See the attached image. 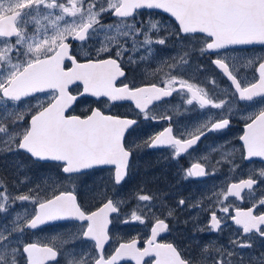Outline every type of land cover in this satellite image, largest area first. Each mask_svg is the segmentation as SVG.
<instances>
[{
    "label": "snow or ice",
    "instance_id": "1",
    "mask_svg": "<svg viewBox=\"0 0 264 264\" xmlns=\"http://www.w3.org/2000/svg\"><path fill=\"white\" fill-rule=\"evenodd\" d=\"M161 14L171 18V28L155 18ZM105 15L114 22L105 23ZM169 40L183 54L159 61V82L138 84L135 70ZM256 45L264 46V0H0V157L17 168L11 189L0 179V264H264V168L200 199L146 191L145 184L122 195L136 154L145 149L169 150L165 159L176 163L178 184L215 175V165L235 172L241 164L226 144L211 147L222 153L214 165L208 154L187 167L180 160L192 157L210 133H224L236 116L244 124L240 161H264V55H230ZM192 57H208L231 91L210 95L184 79ZM237 61L254 74L242 76ZM174 93L202 112L216 111L194 131L174 128L172 115L154 113ZM82 102L89 106L74 114ZM118 102H130L135 115L105 111ZM241 103L257 110L243 115ZM162 120L169 122L162 131L129 142L141 122ZM27 164L50 165L54 187H32L23 175ZM104 170L111 190L105 186L94 210L63 187ZM245 200L251 206L240 207ZM26 204L33 207L21 215L17 206ZM61 221L75 222V231L47 242L27 238ZM180 224L187 244L162 239ZM131 225L148 229L142 243L139 235L113 232ZM226 231V244L207 239Z\"/></svg>",
    "mask_w": 264,
    "mask_h": 264
},
{
    "label": "flooded vegetation",
    "instance_id": "2",
    "mask_svg": "<svg viewBox=\"0 0 264 264\" xmlns=\"http://www.w3.org/2000/svg\"><path fill=\"white\" fill-rule=\"evenodd\" d=\"M156 19L163 20L169 28H171L173 21L167 14H161ZM105 23H113L114 18L108 15L103 17ZM157 56L155 60L150 61L145 65H141L135 70V80L138 84L147 83L150 81L159 82L164 78V74L161 72H156L155 70L159 67V61L163 58L182 55L183 53L178 46H175L173 40H169L166 46H156ZM232 56H262L264 55V46L256 45L249 46L244 50H238L235 53H231ZM241 61H237V67L242 76H252L254 74L253 68L241 67ZM203 65L204 70L198 71V66ZM167 69H165V72ZM133 73L130 71L129 76ZM183 78L188 80L189 83H193L198 87L204 88L209 92V94L222 93L223 90L231 91L230 83L224 78L219 71L209 63L208 57H192V63L183 72ZM215 78L217 84H212L211 80ZM178 87V86H177ZM89 101L91 99H88ZM87 105V106H86ZM89 106L87 102L79 103L74 114H81ZM91 106L95 107V104ZM239 107L244 110L243 115H247L248 112L256 111L257 105L247 106L243 103ZM246 109V110H245ZM105 111H110L112 114L116 115H129L134 116L133 106L130 102H118L115 107L105 108ZM215 112L214 109H205L203 112L199 110L197 104L191 106L186 104L185 94H173V97L165 98L164 101L160 102L154 109V113L158 115H172L173 116V126L174 128H184L187 127L188 131H194L193 125L198 124L202 121L205 115L209 112ZM168 121H160L159 123L141 122L137 127L136 133L128 137L129 142L133 140H141L150 135H153L159 131H162L168 126ZM243 120L236 116L233 118L231 127L227 129L224 133H210L206 139H204L198 146V151L193 154L192 157L181 158L180 164L187 167L190 162H197V160L204 156L209 155V161L214 165L215 160L220 159L222 153H211L210 149L214 144H226V151H231L233 148L236 150L233 153V157L237 163L241 164V167L236 169L235 172H230L228 166L215 165L219 170L215 175H209L208 177L200 181H181L179 184L177 181L179 177L177 176V165L171 159H165L169 156V150L167 148H157V149H145L144 151L137 153L136 158L133 161L134 174L127 186V191L122 193L126 195L127 192H131L139 184H145V190L155 191L161 189L168 191L171 196L179 199L180 196L190 197L192 199H200L202 197L211 196L213 192H220L222 187H226L227 184L236 182L240 178H247V174L251 169L264 168V161L260 158H254L252 163L246 161H240V142L239 136L242 135L243 130ZM36 169L34 172L26 170L27 174L36 180H41L42 177H54L55 170L51 168L50 165L40 166L35 165ZM108 173V172H107ZM89 176L81 177L84 179V183H80L81 188L75 189L78 193V200L82 202L86 207L92 208L93 210L98 205L101 195L105 191L104 188H91L89 185ZM108 190H111L108 185H106ZM72 190L70 188H66ZM51 195V191L48 192ZM231 199V198H230ZM239 203L240 207L251 206L248 200ZM184 218V217H182ZM185 225L180 224L177 226V230L171 234H163L162 239L167 242H176L178 244H187L188 233L185 232ZM190 227V226H189ZM75 222H56L47 226L44 231L37 230L34 234L29 232L27 238L30 240H41L47 242L52 237H62L69 231H75ZM148 229L141 225H131V226H117L113 228V232L124 236L125 234L135 236L139 235L141 243L145 238ZM209 240H217L218 243H227L228 233L227 231L220 237H216L214 234L207 237ZM87 247V245H77V248ZM107 247V246H106ZM63 264V261L61 262ZM123 264H135L134 261H125Z\"/></svg>",
    "mask_w": 264,
    "mask_h": 264
},
{
    "label": "rangeland",
    "instance_id": "3",
    "mask_svg": "<svg viewBox=\"0 0 264 264\" xmlns=\"http://www.w3.org/2000/svg\"><path fill=\"white\" fill-rule=\"evenodd\" d=\"M87 106V105H86ZM4 157H0V179H4L5 181H7L9 188L11 189V185L13 180L16 178L17 176V168L14 167V163L12 159H9L7 163L4 162ZM30 169L31 172H34L36 169V166H33L31 164H27L25 166V170L23 175H28L26 170ZM31 178V186L35 187L36 184H40L41 185V189L44 188H49L51 189L52 187H54V183L57 182V178L54 177H50L47 180H45L44 178L46 177H42L41 180H36L34 178H32L30 175H28ZM107 178V180L109 181V173H105V174H92L91 176H89V180L92 181L89 183L91 188H104L107 184V181L104 180V178ZM110 183V181H109ZM99 184H101L99 186ZM63 187L64 188H70V189H75L76 186L73 184L68 183L67 181H64L63 183ZM23 191H27V187L23 188ZM32 205L31 204H26L23 206H17V211L21 213V215H24L25 213V209H27L28 211H31L32 209Z\"/></svg>",
    "mask_w": 264,
    "mask_h": 264
},
{
    "label": "trees",
    "instance_id": "4",
    "mask_svg": "<svg viewBox=\"0 0 264 264\" xmlns=\"http://www.w3.org/2000/svg\"><path fill=\"white\" fill-rule=\"evenodd\" d=\"M104 180H105V179H104ZM88 181H89V183L92 182V181H90V180H88ZM99 185H101V184H99ZM76 187H77V188H79V187L81 188L82 186H81V185H78V186H76Z\"/></svg>",
    "mask_w": 264,
    "mask_h": 264
},
{
    "label": "water",
    "instance_id": "5",
    "mask_svg": "<svg viewBox=\"0 0 264 264\" xmlns=\"http://www.w3.org/2000/svg\"><path fill=\"white\" fill-rule=\"evenodd\" d=\"M61 222H64V221H61Z\"/></svg>",
    "mask_w": 264,
    "mask_h": 264
}]
</instances>
